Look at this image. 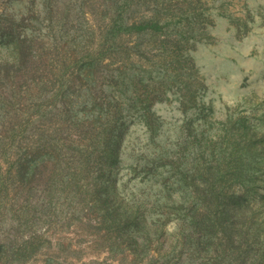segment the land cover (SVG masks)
Wrapping results in <instances>:
<instances>
[{
	"label": "rangeland",
	"instance_id": "374dc122",
	"mask_svg": "<svg viewBox=\"0 0 264 264\" xmlns=\"http://www.w3.org/2000/svg\"><path fill=\"white\" fill-rule=\"evenodd\" d=\"M115 10L0 0V264H264V0Z\"/></svg>",
	"mask_w": 264,
	"mask_h": 264
},
{
	"label": "trees",
	"instance_id": "16d2710c",
	"mask_svg": "<svg viewBox=\"0 0 264 264\" xmlns=\"http://www.w3.org/2000/svg\"><path fill=\"white\" fill-rule=\"evenodd\" d=\"M132 2V0H116V10L115 13L116 14H111V24L109 31L107 32V35L105 36V43H112L115 41L117 34H120L121 32H123V23L120 22L121 19V14H122V10L124 9L125 5H127L128 3ZM126 28V27H125ZM128 29H135L137 27H135V25L129 26L127 27ZM111 37V38H109ZM95 62V61H94ZM67 67V66H65ZM64 84V83H63ZM68 86V85H67ZM45 142H48V140H46ZM9 180L6 177H3L2 174L0 173V207L4 206L5 204H7L8 200H9V195H8V187H9ZM3 195V196H2ZM7 207L9 208V206L7 205ZM3 211H0V220L3 217V213H1ZM1 221H0V229H1Z\"/></svg>",
	"mask_w": 264,
	"mask_h": 264
}]
</instances>
